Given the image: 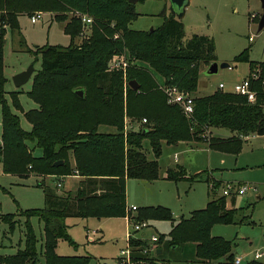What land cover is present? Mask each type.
Wrapping results in <instances>:
<instances>
[{
    "label": "trees",
    "instance_id": "trees-1",
    "mask_svg": "<svg viewBox=\"0 0 264 264\" xmlns=\"http://www.w3.org/2000/svg\"><path fill=\"white\" fill-rule=\"evenodd\" d=\"M40 12L65 23L64 32L71 38V44L68 47L45 45L33 53L42 58V67L27 93L38 105L25 114L32 125V130L27 132L7 103L4 45L8 28L13 34L20 32L19 17H32ZM78 15H90L94 20L91 36L81 45L75 43L84 28ZM138 17L135 5L128 0H0L3 119L0 163L4 173L21 178L55 177L57 182L69 176L81 178L75 192L59 193L57 187L45 185L44 179L38 184L44 192L45 207L21 211L20 217L25 218V246L14 255H0V264H38L40 256L44 264H90L89 256L57 254L60 240L75 245L67 219L126 218L127 181L159 180L163 143L207 142L212 148L238 154L248 137L264 136V63L252 62L249 48L236 56L234 63L249 64L248 78L257 94L254 103L221 89L199 97L201 68L217 61L214 40L195 35L184 43V24L174 16L165 17L164 23L153 31L133 30L131 24ZM123 53L131 62L126 73L110 71L113 57ZM253 72L259 73L257 81L251 78ZM132 81L139 84L138 90L128 85ZM163 87H176L194 97V113L186 116L180 106L170 104ZM77 90H83L84 96L78 95ZM20 93L17 90L10 94L19 110ZM135 123L141 124L138 129L125 132L126 125ZM102 127L115 131L102 132ZM217 129H226L232 136L217 138L212 135ZM146 140L154 154L152 161L143 151ZM29 142L35 147L31 148ZM35 148L42 149L41 157L34 155ZM59 162L63 164L55 167ZM166 180L193 185L199 177L189 175L184 167L178 166L167 171ZM222 185V182L212 183L207 207L193 212L189 219L176 221L170 210L162 206L140 212L139 221L172 223L168 239L165 235L159 236L158 251L164 242L170 248L195 244L198 262L226 259L233 264V243L214 237L212 229L219 224L249 223L248 218H239L249 207L236 208L233 197L232 207L228 208V198L217 195ZM15 217L2 215L10 233L16 229ZM32 218L44 224L41 253L38 236L31 226ZM133 246L141 243L134 242ZM159 257L154 260L160 261ZM155 261L150 264H159Z\"/></svg>",
    "mask_w": 264,
    "mask_h": 264
},
{
    "label": "rangeland",
    "instance_id": "rangeland-1",
    "mask_svg": "<svg viewBox=\"0 0 264 264\" xmlns=\"http://www.w3.org/2000/svg\"><path fill=\"white\" fill-rule=\"evenodd\" d=\"M172 7L171 0L138 2L135 9L139 17L131 24V28L137 31H149L160 27L165 17L174 16ZM174 11L176 14L179 13L176 6ZM261 15L260 0H190L185 17L180 20L185 28L184 43L195 35L212 38L216 45V63L230 64V68H220L216 74L208 73L211 64L203 66L200 71L197 96L213 94L219 89L220 84L226 86L225 92H233L237 84L247 79L250 74L249 64L234 63V58L245 49H250L252 62L264 63V29L258 31ZM175 17L179 20L177 15ZM30 18L27 15L19 17L20 32L18 33L13 34L9 28L7 29L4 45L7 103L20 117L21 126L27 132L32 130V125L25 114L38 108L27 93L32 89L35 74L42 67V58L36 57L33 53L40 51L38 48L45 45L68 47L71 44V38L64 32L65 23L56 21L54 16L44 14L37 24H32ZM90 36L91 27L90 29L84 27L75 43L81 45ZM122 55L126 54L118 56ZM111 63L112 60L109 65ZM31 66L34 67L35 73L27 84L18 89L14 77L27 71ZM158 81L162 82V78L158 77ZM17 90L21 91L18 96L20 110L15 108L10 95ZM135 124L140 127L139 124ZM219 130L221 135H217ZM100 131L115 130L102 127ZM214 135L228 137L231 133L226 129H217L214 130ZM2 140L3 119L0 105V143ZM29 146L35 147L33 142H29ZM143 146L148 159L153 160L149 141L146 140ZM176 147L167 144L163 146V153L159 158V176H164L163 179L152 183L133 179L127 181L128 208H138L136 212H129L130 218L139 221V214L144 208L162 206L170 210L172 218L176 221L181 218L189 219L193 212L207 207L212 183L222 182L223 185L217 193L220 197L224 186L246 187L249 191L246 195L236 198L235 207H249L240 214L239 218H248L250 222L216 225L212 229V235L232 242L235 258L246 257L242 264L252 262L264 264V137L251 136L244 140L238 154L212 148L206 142ZM42 154V149H34L35 156L39 157ZM177 166H183L189 175H198L199 181L192 185L185 181L166 180L167 170ZM69 177L61 178L64 186L58 189L59 193L77 189V180L65 181ZM46 178L44 181L36 175L21 178L17 175L5 174L3 164L0 163V255H14L19 249L24 248L25 218L20 217V213L45 207L44 192L38 184L44 181L45 185L55 189L58 183L51 177ZM231 199L228 198V208L232 207ZM2 215H16L14 220L17 221V225L13 233H10L9 226L3 223ZM66 222L70 227L69 235L75 245L60 240L56 249L57 254L65 257L89 256L92 258L90 264H114L115 259L120 257L121 251L127 248L129 233L134 234L129 221L122 218L100 220L71 218ZM148 222L152 226L145 230L148 237L156 234L165 235L168 239L171 222ZM31 226L38 236V251L41 253L44 224L37 218H32ZM160 249L163 253L160 255L153 253L150 259L147 258V263L138 264H150L158 256L161 259L155 262L159 264H203L197 261L195 244L170 248L164 242ZM257 254H263V257L254 260ZM44 263L43 256H40L38 264ZM210 264H227V262L226 259H222L221 262Z\"/></svg>",
    "mask_w": 264,
    "mask_h": 264
},
{
    "label": "built area",
    "instance_id": "built-area-1",
    "mask_svg": "<svg viewBox=\"0 0 264 264\" xmlns=\"http://www.w3.org/2000/svg\"><path fill=\"white\" fill-rule=\"evenodd\" d=\"M43 13H36L31 17V23L36 24L39 22L41 17L43 16ZM81 18V22L84 24V27H90L93 25L94 20L87 16V15H79ZM84 35V34H82ZM131 62L129 58H127L126 55L122 56H115L112 59V63L109 65L110 71H124V73L127 71V69L130 67ZM251 78L253 81H257L259 77V73H253ZM264 86V80L262 82ZM163 91L166 93L169 103L178 105L183 109V112L186 116H191L194 113V97H192L190 94L185 93L177 89L176 87H163ZM219 89L224 90L225 85L221 84L219 86ZM233 93H236L238 95L244 96L248 99L249 102L254 103L256 101V92L252 90L251 87V79L247 78L242 83L237 84L234 87ZM147 120H143V123H146ZM128 126V125H127ZM133 126L126 127L125 132H127L130 129H133ZM137 129L139 127H136ZM57 188L61 189L63 188L62 182L57 183ZM249 191L246 187H236L232 185L224 186L221 190V194L224 197L227 198H237L246 195V193ZM138 211V208L132 207L131 209H127V216L126 219L129 221V223L132 225V229L134 234L128 235V245L125 250L121 251V255L116 260V264H138V263H147V261H143L140 259V257L144 258H151L153 253L158 252V242H159V236L156 234L151 235L150 237L147 236L145 233L142 235L145 230L152 228L151 224L148 221H133L132 218H130V213ZM140 242L141 246H133V243ZM143 245V247H142ZM139 249V250H138ZM141 249V250H140ZM263 257V254H257L254 257V260H259ZM244 258V257H243ZM237 258L234 260V264H242L243 259Z\"/></svg>",
    "mask_w": 264,
    "mask_h": 264
},
{
    "label": "water",
    "instance_id": "water-1",
    "mask_svg": "<svg viewBox=\"0 0 264 264\" xmlns=\"http://www.w3.org/2000/svg\"><path fill=\"white\" fill-rule=\"evenodd\" d=\"M260 1H261V5H262V15H261V18L259 20V26H258L259 32L264 29V0H260ZM128 2L132 5H136L139 2V0H128ZM171 2L173 5L172 10H173L174 17H175V15H177L179 20H182L185 17L186 9L190 6V0H171ZM175 6L179 9L178 14H176L174 11ZM153 30H154V28L151 29V31H153ZM220 68H230V64L223 63V64L219 65L218 63L214 62L209 66L208 73L209 74H216ZM34 73H35V69L33 66H31L27 71H24V72L16 75L14 77V82H15L16 87L18 89H20L22 86L27 84L30 81V79L32 78ZM129 86L133 90L139 89V84L135 81L130 82ZM77 94L80 96H84V91L83 90H77ZM62 164H63V162L56 163L55 167H59ZM161 253H162V251L159 250L157 252V255H160Z\"/></svg>",
    "mask_w": 264,
    "mask_h": 264
},
{
    "label": "crops",
    "instance_id": "crops-1",
    "mask_svg": "<svg viewBox=\"0 0 264 264\" xmlns=\"http://www.w3.org/2000/svg\"><path fill=\"white\" fill-rule=\"evenodd\" d=\"M257 19V18H256ZM30 20H31V18H30ZM37 24V23H36ZM161 84H163V81L162 82H160ZM221 85V84H220ZM219 85V86H220ZM226 87V86H225ZM199 90V89H198ZM224 91V90H223ZM139 125H141V124H139ZM131 125H126V127H130ZM136 127H138L136 124H134V129H137ZM129 131V130H128ZM218 132V134L217 135H221V134H219V132H220V130L219 131H217ZM212 135L213 136H215L214 135V131H212ZM232 136V134L230 135V136H228V137H225V136H216L217 138H221V139H229L230 137ZM251 137V136H250ZM250 137H248V138H250ZM255 137H264V136H255ZM247 138V139H248ZM148 141V140H147ZM145 142V141H144ZM199 142H181V143H179V144H177V145H175V146H177L176 148H178V146H180V145H183V144H185V145H196V144H198ZM150 144V143H149ZM165 144H167V143H163V146L165 145ZM206 144H208L207 142H206ZM143 145H144V143H143ZM168 145V144H167ZM209 145V144H208ZM168 146H172V145H168ZM151 148V147H150ZM143 149H144V146H143ZM162 150H163V147H162ZM163 153V152H162ZM146 154V153H145ZM147 156V155H146ZM153 156H154V154H153ZM39 157H41V156H39ZM148 158V157H147ZM149 160V159H148ZM154 160V159H153ZM150 161H152V160H150ZM178 161V158L176 157V162ZM178 167V166H177ZM177 167H175V168H177ZM181 167H183V166H181ZM160 168V167H159ZM175 168H169V169H175ZM168 169V170H169ZM167 170V171H168ZM160 178H159V180L160 179H163V177L164 176H159ZM52 179H56L55 177H51ZM42 179H44V178H42ZM47 179V178H46ZM46 179H44V180H46ZM50 179V178H49ZM68 179H74V180H77L78 181V184H77V188H78V185H79V182H80V180H81V178L80 177H76V176H74V177H69V178H67V179H65V181H67ZM166 179V178H165ZM159 180H157V181H159ZM139 181H141V180H139ZM157 181H154V182H157ZM144 182H147V181H144ZM152 183V182H151ZM64 186V185H63ZM77 190V189H76ZM75 190V191H76ZM67 191H71V190H67ZM75 191H72V192H75ZM127 206H128V195H127ZM90 219H92V218H90ZM122 219H126V218H122ZM68 220V219H67ZM151 222H156V221H151ZM67 223V222H66ZM70 228V227H69ZM171 229H172V223H171ZM171 229H170V231H171ZM145 234V232L142 234V235H144ZM159 250H161V249H159ZM162 251V250H161ZM162 253H163V251H162ZM243 258V257H242ZM244 258H246V257H244ZM243 258V259H244ZM236 259V258H235ZM116 260H117V258L115 259V262H114V264H116ZM244 261V260H243ZM215 262H221V260L220 261H215ZM198 263H200V262H198ZM210 263H212V262H210ZM209 263V264H210ZM204 264V263H203ZM205 264H208V263H205ZM227 264H229V263H227ZM233 264H234V262H233Z\"/></svg>",
    "mask_w": 264,
    "mask_h": 264
}]
</instances>
